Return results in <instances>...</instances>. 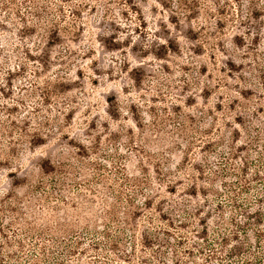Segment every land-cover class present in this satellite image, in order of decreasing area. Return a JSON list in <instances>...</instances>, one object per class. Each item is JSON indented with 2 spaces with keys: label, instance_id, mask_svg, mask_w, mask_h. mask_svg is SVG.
<instances>
[{
  "label": "clouds",
  "instance_id": "clouds-1",
  "mask_svg": "<svg viewBox=\"0 0 264 264\" xmlns=\"http://www.w3.org/2000/svg\"><path fill=\"white\" fill-rule=\"evenodd\" d=\"M0 264H264V0H0Z\"/></svg>",
  "mask_w": 264,
  "mask_h": 264
},
{
  "label": "rangeland",
  "instance_id": "rangeland-1",
  "mask_svg": "<svg viewBox=\"0 0 264 264\" xmlns=\"http://www.w3.org/2000/svg\"><path fill=\"white\" fill-rule=\"evenodd\" d=\"M111 47H115V45H110ZM231 66V65H230Z\"/></svg>",
  "mask_w": 264,
  "mask_h": 264
}]
</instances>
